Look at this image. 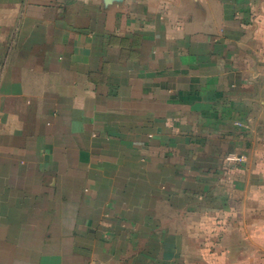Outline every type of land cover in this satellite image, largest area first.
<instances>
[{
    "label": "crops",
    "instance_id": "1",
    "mask_svg": "<svg viewBox=\"0 0 264 264\" xmlns=\"http://www.w3.org/2000/svg\"><path fill=\"white\" fill-rule=\"evenodd\" d=\"M0 264H264V0H0Z\"/></svg>",
    "mask_w": 264,
    "mask_h": 264
},
{
    "label": "built area",
    "instance_id": "2",
    "mask_svg": "<svg viewBox=\"0 0 264 264\" xmlns=\"http://www.w3.org/2000/svg\"><path fill=\"white\" fill-rule=\"evenodd\" d=\"M237 159H240V157H237Z\"/></svg>",
    "mask_w": 264,
    "mask_h": 264
}]
</instances>
